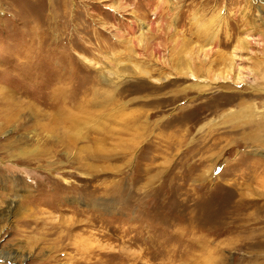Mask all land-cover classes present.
Instances as JSON below:
<instances>
[{"label": "rangeland", "instance_id": "obj_1", "mask_svg": "<svg viewBox=\"0 0 264 264\" xmlns=\"http://www.w3.org/2000/svg\"><path fill=\"white\" fill-rule=\"evenodd\" d=\"M3 252L264 264V3L0 0Z\"/></svg>", "mask_w": 264, "mask_h": 264}, {"label": "bare ground", "instance_id": "obj_2", "mask_svg": "<svg viewBox=\"0 0 264 264\" xmlns=\"http://www.w3.org/2000/svg\"><path fill=\"white\" fill-rule=\"evenodd\" d=\"M263 3H264V0H261ZM9 209H11V207L9 208ZM10 210H7V212H9ZM11 258H12V260H11ZM0 259H6V260H10L11 262H16L15 260H16V256L15 255H11V254H7V253H5V252H3L2 254H0Z\"/></svg>", "mask_w": 264, "mask_h": 264}, {"label": "built area", "instance_id": "obj_3", "mask_svg": "<svg viewBox=\"0 0 264 264\" xmlns=\"http://www.w3.org/2000/svg\"><path fill=\"white\" fill-rule=\"evenodd\" d=\"M253 3L255 4H260V3H263L261 0H251Z\"/></svg>", "mask_w": 264, "mask_h": 264}]
</instances>
